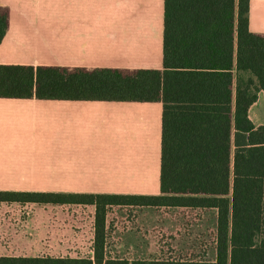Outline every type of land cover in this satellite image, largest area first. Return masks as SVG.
Here are the masks:
<instances>
[{
	"label": "trees",
	"instance_id": "obj_1",
	"mask_svg": "<svg viewBox=\"0 0 264 264\" xmlns=\"http://www.w3.org/2000/svg\"><path fill=\"white\" fill-rule=\"evenodd\" d=\"M0 5V43L10 26ZM264 33L250 0H164L160 68L0 64V97L163 103L161 193L0 192L1 203L91 205V254L0 255V264H264ZM113 207L216 210L213 261L127 260L108 254Z\"/></svg>",
	"mask_w": 264,
	"mask_h": 264
},
{
	"label": "crops",
	"instance_id": "obj_2",
	"mask_svg": "<svg viewBox=\"0 0 264 264\" xmlns=\"http://www.w3.org/2000/svg\"><path fill=\"white\" fill-rule=\"evenodd\" d=\"M0 5V64L161 67L164 0ZM250 30L264 33V0H250ZM249 116L264 125L263 90ZM162 120L160 101L0 97V192L160 194Z\"/></svg>",
	"mask_w": 264,
	"mask_h": 264
},
{
	"label": "rangeland",
	"instance_id": "obj_3",
	"mask_svg": "<svg viewBox=\"0 0 264 264\" xmlns=\"http://www.w3.org/2000/svg\"><path fill=\"white\" fill-rule=\"evenodd\" d=\"M94 214L91 205L1 203L0 255H90ZM216 214L214 209L113 207L108 254L130 261H213Z\"/></svg>",
	"mask_w": 264,
	"mask_h": 264
}]
</instances>
